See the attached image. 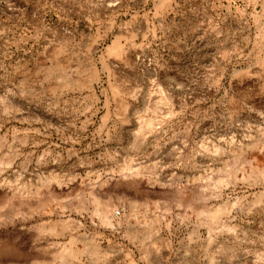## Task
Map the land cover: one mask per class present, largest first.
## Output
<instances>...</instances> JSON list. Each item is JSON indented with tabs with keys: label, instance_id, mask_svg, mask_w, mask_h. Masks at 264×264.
<instances>
[{
	"label": "rangeland",
	"instance_id": "rangeland-1",
	"mask_svg": "<svg viewBox=\"0 0 264 264\" xmlns=\"http://www.w3.org/2000/svg\"><path fill=\"white\" fill-rule=\"evenodd\" d=\"M0 264H264V0H0Z\"/></svg>",
	"mask_w": 264,
	"mask_h": 264
},
{
	"label": "bare ground",
	"instance_id": "bare-ground-1",
	"mask_svg": "<svg viewBox=\"0 0 264 264\" xmlns=\"http://www.w3.org/2000/svg\"><path fill=\"white\" fill-rule=\"evenodd\" d=\"M123 47L124 46L121 44L119 38H117L108 46V51L110 53H117L118 55H120L123 52Z\"/></svg>",
	"mask_w": 264,
	"mask_h": 264
}]
</instances>
